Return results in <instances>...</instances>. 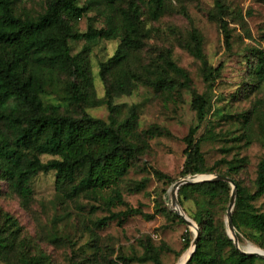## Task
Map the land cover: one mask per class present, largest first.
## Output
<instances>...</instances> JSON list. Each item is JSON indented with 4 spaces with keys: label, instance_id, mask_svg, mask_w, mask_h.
Masks as SVG:
<instances>
[{
    "label": "trees",
    "instance_id": "16d2710c",
    "mask_svg": "<svg viewBox=\"0 0 264 264\" xmlns=\"http://www.w3.org/2000/svg\"><path fill=\"white\" fill-rule=\"evenodd\" d=\"M17 1L0 0V195L3 183L27 210L32 203L33 179L40 173L54 172L59 203L89 198L108 208L114 203L124 204L119 190L121 181L146 147L143 137L160 132L155 129L138 132L136 106H129L123 115L124 106L115 104V100L131 96L139 85L154 93L171 95L178 94L179 89H188L190 84L188 73L172 61L169 51L156 58L149 57L148 62L140 55L152 30L146 27L143 17L147 21H158L172 12L171 3L169 0H85L84 6H78L76 0H45L43 11L32 17L16 13ZM92 6L102 7L110 15L111 27L97 30L89 24L84 33L74 31L72 23L81 19ZM215 7L216 21L224 29L227 42L229 34L225 30L221 0H215ZM178 13L185 16L183 10ZM70 40L85 41L79 53L71 54ZM100 40H118V46L114 54L100 64L99 77L105 92L99 99L93 85L89 54ZM180 41V46L200 61L201 77L211 87L220 75L221 65L214 68L208 64L203 54L202 37L196 30ZM258 70L261 64L255 68L256 74ZM50 95L79 109V114L73 108L70 112L61 111L60 105L44 99ZM100 106L108 111L106 120L93 118L84 111L86 107ZM260 107L253 111L264 136V111H260ZM192 108L196 124L184 138L186 159L180 173L190 178L213 171L205 166L200 150L204 135L196 139L210 106L204 96H194ZM205 134L213 135L211 129ZM42 156L51 159L42 162ZM241 162H229L227 172L220 175L233 180L236 186L231 217L238 241L243 230L249 229L255 232V241L259 242L264 234V213L252 211L249 202L264 195V156L258 163L255 191L251 194L231 178L241 168ZM155 175L172 182L159 172ZM144 187L145 182H140L132 191H141ZM108 191L110 196L105 197L103 193ZM230 195L231 186L221 181L184 184L178 189L181 207L185 202H192L194 213L186 216L199 230L195 250L187 264H257L264 261L261 257L239 252L226 234V225L218 219L217 204L226 203ZM132 215L145 220L151 218L139 209L127 207L123 212L97 220L94 226L102 228L113 220L121 225ZM21 232L15 218L9 214L2 216L0 262L50 264L49 258L40 250H34L31 240L22 237ZM49 241L56 247H70L69 240L57 235ZM189 243L188 240L186 246ZM140 245L143 248L140 256L118 255L117 261H106L99 258L101 250L94 239L87 246L91 254L84 252L80 264H162V248L155 247L148 239Z\"/></svg>",
    "mask_w": 264,
    "mask_h": 264
},
{
    "label": "rangeland",
    "instance_id": "374dc122",
    "mask_svg": "<svg viewBox=\"0 0 264 264\" xmlns=\"http://www.w3.org/2000/svg\"><path fill=\"white\" fill-rule=\"evenodd\" d=\"M169 2L172 12L158 21H147L143 17L146 27L152 30L140 55L144 62H148L149 57L156 58L169 51L172 61L188 73L190 84L188 89H179L178 94L174 92L171 95L154 93L139 85L131 96L115 100V104L124 106L123 115L129 106H136L138 132L153 129L160 132L143 137L146 147L119 187L124 204L114 203L108 208L89 198L59 203L56 201L54 172H49L38 174L31 182L32 203L25 210L19 199L1 184L0 223L4 214L15 218L22 228V237L30 239L33 249L44 253L50 264H80L84 252L91 254L87 246L94 239L101 250L99 258L106 261H117L118 255L140 256L143 252L140 243L148 239L155 247L163 249L160 256L162 264H183L191 250L196 229L198 234L199 230L194 221L191 220L196 228L188 227L179 222L177 215L178 218L172 215L170 190L178 179H191L190 176L182 177L180 173L186 159L184 138L196 124V113L192 108L194 96H204L210 106L196 134V139L204 135L200 150L205 166L213 170L211 174L204 175L224 174L229 162L242 160L241 168L231 178L248 193L255 191L257 166L264 156V136L258 129L253 111L260 105V111H264V0H221L225 11V30L229 34L227 42L224 29L216 21L215 0ZM76 3L84 6L85 0H76ZM44 6L45 0H18L15 9L17 14L35 17ZM180 10L185 12V16L178 13ZM89 24L97 30L108 29L112 21L102 7L92 6L72 26L74 31L84 33ZM193 30L202 37L203 54L208 64L214 68L221 65L220 75L211 87L201 77L200 61L180 46V38H187ZM84 44V40L68 41L71 54L79 53ZM117 46L118 40H100L89 54L93 85L99 99L105 92L99 77L100 64L114 54ZM259 64L261 70L256 74L255 68ZM44 99L60 105L61 111L70 112L73 108L79 114V109L61 103L59 97L50 95ZM84 111L97 119L106 120L108 116L105 106L86 107ZM210 129L213 133L211 137L205 134ZM50 159L49 156L41 157L42 162ZM155 172L171 178L172 182L158 179ZM140 182H145L144 189L132 191ZM103 195L110 196L109 191ZM228 204L229 200L215 207L218 219L226 225L227 236ZM249 206L256 213H264V195L249 202ZM127 207L139 209L151 218L145 220L139 215H132L125 218L121 225L113 220L102 228L94 226L97 220L111 213L123 212ZM180 208L188 217L195 210L192 202H185ZM53 235L69 240L67 245L70 247L51 244L49 240ZM256 236L255 232L244 229L238 241L240 250L260 249L264 252L261 245H264V234L258 240L260 243L255 241ZM188 240L190 243L186 246ZM257 264H264V261Z\"/></svg>",
    "mask_w": 264,
    "mask_h": 264
},
{
    "label": "water",
    "instance_id": "95a60500",
    "mask_svg": "<svg viewBox=\"0 0 264 264\" xmlns=\"http://www.w3.org/2000/svg\"><path fill=\"white\" fill-rule=\"evenodd\" d=\"M216 181L226 182L231 186V195L229 198V204H228V208L226 212V219H227L226 221H227V227H228V232H229V238L233 241L235 248L243 254L252 255L256 257H264V252L260 250L248 251V252H244L240 250L238 239L236 237V234L233 228L232 217H231V211H232V208L234 207L235 199H236V186H235L234 181L231 180L230 178H227L221 175H197L191 179H188V178L178 179L172 184L171 190H170V202H171L172 212L175 215H177L186 226L196 228L194 223L184 214V212L178 205L177 191L184 184H195V183L216 182ZM197 240H198V231L196 229V233L191 243V250L188 253V256L184 260L183 264H187L188 261L190 260L191 255L193 254L195 250Z\"/></svg>",
    "mask_w": 264,
    "mask_h": 264
}]
</instances>
